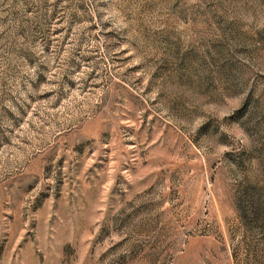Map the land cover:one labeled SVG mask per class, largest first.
<instances>
[{"label": "rangeland", "instance_id": "374dc122", "mask_svg": "<svg viewBox=\"0 0 264 264\" xmlns=\"http://www.w3.org/2000/svg\"><path fill=\"white\" fill-rule=\"evenodd\" d=\"M0 264H264V0H0Z\"/></svg>", "mask_w": 264, "mask_h": 264}]
</instances>
